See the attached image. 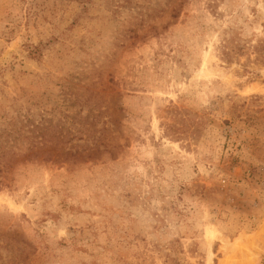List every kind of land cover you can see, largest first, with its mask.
<instances>
[{
  "label": "rangeland",
  "instance_id": "rangeland-1",
  "mask_svg": "<svg viewBox=\"0 0 264 264\" xmlns=\"http://www.w3.org/2000/svg\"><path fill=\"white\" fill-rule=\"evenodd\" d=\"M235 238L264 264V0H0V264Z\"/></svg>",
  "mask_w": 264,
  "mask_h": 264
},
{
  "label": "bare ground",
  "instance_id": "bare-ground-1",
  "mask_svg": "<svg viewBox=\"0 0 264 264\" xmlns=\"http://www.w3.org/2000/svg\"><path fill=\"white\" fill-rule=\"evenodd\" d=\"M9 205L13 206L11 202L9 203ZM218 234L219 233L215 229H207L206 232H205V238H206L207 242H210L213 238L218 237ZM233 241H234L233 243H229V244L224 242V246H223V250H224L223 254H224V256L220 260V264H229V262H228V259H229L228 256L230 255V253L228 252L229 248L239 245V239L238 238L237 239L235 238V240H233ZM239 247H240V245H239ZM235 249H237V248H235ZM227 254H228V256H227ZM247 256H249V255H247ZM230 261H231V259H230Z\"/></svg>",
  "mask_w": 264,
  "mask_h": 264
}]
</instances>
